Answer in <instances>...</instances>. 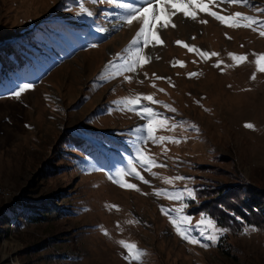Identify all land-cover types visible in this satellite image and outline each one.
Segmentation results:
<instances>
[{
	"label": "rangeland",
	"instance_id": "374dc122",
	"mask_svg": "<svg viewBox=\"0 0 264 264\" xmlns=\"http://www.w3.org/2000/svg\"><path fill=\"white\" fill-rule=\"evenodd\" d=\"M84 2L94 17L77 16L81 0H0V187L8 192L0 195V264H128L121 239L146 250L144 264H264V229L247 224L238 233H225L222 245H193L160 211L161 205L179 207L180 202L153 192L235 181L264 189V73L257 71L254 55L264 53V37L229 28L204 13L200 16L207 24L174 17L176 27L160 33L164 45L149 50L153 58L138 74L124 73L133 76L127 82L105 65L128 46L139 25L119 28L103 15L117 9ZM252 2L264 7V0ZM223 7L224 15H259L245 6ZM97 26L108 31L97 32ZM176 40L219 56L202 60ZM230 52L247 54V61L237 64ZM217 60L224 71L214 66ZM174 61L184 66H173ZM189 72L199 75L190 78ZM153 74L170 77L171 83ZM23 83L34 88L12 96ZM152 93L177 112L152 107L185 123L156 133L175 136L179 144L148 143L149 154L167 167H153L155 177L138 169L150 184L126 176L137 191L108 176L134 156L130 130L146 121L115 102ZM76 136L105 148L104 166L76 148ZM177 175L194 179L164 182ZM199 201H184L197 237L201 229L195 224L204 213L194 210ZM27 210L45 212V218L28 221L22 216Z\"/></svg>",
	"mask_w": 264,
	"mask_h": 264
},
{
	"label": "snow or ice",
	"instance_id": "6c2138e0",
	"mask_svg": "<svg viewBox=\"0 0 264 264\" xmlns=\"http://www.w3.org/2000/svg\"><path fill=\"white\" fill-rule=\"evenodd\" d=\"M93 4L108 5L117 9L115 12L105 11L103 13L105 19H115L118 22V27L123 28L125 26L131 28L134 24L139 25L132 37L128 46L121 52L117 53L113 60H110L105 69H111L115 76H123L124 81L131 82L132 75H124V73L138 74L139 70L143 68L145 64H148L152 60L149 50L157 46H163L164 40L161 39L160 33L167 30L169 27L175 28L176 24L173 20L174 17L183 16L184 18H190L194 22L200 24H207L208 20L201 18L200 14L204 13L207 16L214 18L222 25H226L229 28H246L252 31L259 32L261 37H264V7L254 6L252 0H92ZM223 5H238L249 7L255 13L259 15H249L243 12H233L228 15L222 14L226 9ZM219 8L220 11L214 10ZM86 15L87 17H94L95 11L91 10L85 5L84 0H81L79 4V11L77 16ZM117 27V25H113ZM97 32H106L108 28L105 26H97ZM227 35V34H225ZM231 39V37H228ZM191 39H195L192 37ZM177 45H182L189 52L197 53L202 60H207L210 57L219 56L217 52H208L201 50L196 45L186 43L183 40H176ZM90 47H97L92 44ZM234 62L237 64L247 61V54L237 55L235 53H228ZM255 64L257 71L264 73V53L254 54ZM160 59V57H155ZM119 61V63H117ZM195 62V61H194ZM222 60H217L215 67L221 68ZM179 64L184 66L183 61H174L173 66ZM187 75L196 77L199 75L197 72H189ZM145 78L148 74L144 73ZM155 76V74H153ZM252 79H255V73H253ZM101 79L106 78L101 74ZM155 79H167L171 83L170 77L155 76ZM143 83V81H139ZM153 87L155 83L153 82ZM32 83H23L16 85V90L12 91L11 95L15 98H19L22 93L27 90L33 89ZM114 90V89H113ZM160 92H164V89H159ZM155 93L152 94H136L135 96H128L121 101H116L117 104H122L123 110L136 113L142 120L146 121L143 125L137 126L130 130L133 139L131 141L134 147V156H130L128 164L125 168H119L115 173H110L108 178L119 184L121 187L128 189H135L140 191L137 184L129 182L125 179L126 176H131L141 181L144 184H150L148 179H145L144 175L138 169H144L151 173L153 177L157 176L156 172L152 171L153 167H167L166 164L158 163L154 156L150 155V150L147 148L149 142L153 145L163 144L165 141L179 144L181 140L175 136L157 135V131L160 129H167L173 131L177 127L184 125V121H174V118L164 115L152 105H162L168 112L176 113L177 109L172 107L163 101L154 98ZM149 102V103H144ZM197 104L200 101H196ZM245 127L253 128L254 125L246 123ZM192 128L198 131L195 125ZM187 139V138H185ZM162 151L166 154L167 148ZM102 170V169H99ZM194 178L177 175L175 177H165L164 182L170 185H174V181L179 180H191ZM154 194L159 197L161 195L168 199L179 201V207H165L160 206V211L165 215L172 224L175 232L185 241L193 244L200 245L204 248L210 246V244L217 243L220 238L229 231L228 228L218 226V222L208 216L206 213H201V218L196 221L195 227L201 229L199 237L192 234V216L186 214L188 204L185 200L196 201L197 193L195 188L185 186L181 190H168L164 188H154ZM147 195V193H144ZM112 208H117V205H112ZM129 224L138 223V221L128 220ZM105 235H109L103 226H100ZM119 228V222H117ZM251 230H255L254 228ZM122 231V229H121ZM249 231V228H245V234ZM201 237L203 239H201ZM118 244L126 249V254H123V259L132 264L133 261L137 264H144V258L147 255L146 250L141 249L135 242H129L124 239L118 241Z\"/></svg>",
	"mask_w": 264,
	"mask_h": 264
},
{
	"label": "trees",
	"instance_id": "16d2710c",
	"mask_svg": "<svg viewBox=\"0 0 264 264\" xmlns=\"http://www.w3.org/2000/svg\"><path fill=\"white\" fill-rule=\"evenodd\" d=\"M3 60L1 58L0 61ZM0 72L1 75L4 74L2 71ZM94 134H96L95 137L100 138L99 132H94ZM101 141L104 142L102 139ZM73 142L79 151L88 155L99 165L104 166L102 158L105 154V148L103 146H97L91 141L84 140L82 136L74 137ZM106 150L114 152L110 149ZM110 164L105 166L109 167ZM195 190L200 201L194 210L208 214L218 222L219 227L228 228L227 233H238L247 224L253 225L258 230L264 229L263 188L253 186L248 182L235 181L221 186L214 184L198 186L195 187ZM22 216L28 221H39L45 218V212L27 210L22 213ZM218 244L222 245L223 243L219 241Z\"/></svg>",
	"mask_w": 264,
	"mask_h": 264
},
{
	"label": "built area",
	"instance_id": "2783aa9c",
	"mask_svg": "<svg viewBox=\"0 0 264 264\" xmlns=\"http://www.w3.org/2000/svg\"><path fill=\"white\" fill-rule=\"evenodd\" d=\"M0 195H8V192L5 191V189L3 187H0Z\"/></svg>",
	"mask_w": 264,
	"mask_h": 264
}]
</instances>
